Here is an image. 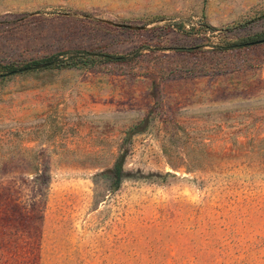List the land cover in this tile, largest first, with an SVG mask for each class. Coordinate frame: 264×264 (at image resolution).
Instances as JSON below:
<instances>
[{
	"label": "rangeland",
	"instance_id": "rangeland-1",
	"mask_svg": "<svg viewBox=\"0 0 264 264\" xmlns=\"http://www.w3.org/2000/svg\"><path fill=\"white\" fill-rule=\"evenodd\" d=\"M263 32L264 0H0V67L129 59L0 77V264H264V43L218 50Z\"/></svg>",
	"mask_w": 264,
	"mask_h": 264
},
{
	"label": "trees",
	"instance_id": "trees-1",
	"mask_svg": "<svg viewBox=\"0 0 264 264\" xmlns=\"http://www.w3.org/2000/svg\"><path fill=\"white\" fill-rule=\"evenodd\" d=\"M264 39V32L256 35H252L243 39L236 40L231 43H226L218 47L219 51H226L231 49H241L245 47H250L255 45L254 43ZM191 50V49H190ZM129 59L124 56H114L107 53H99L87 50H72L67 51L63 54L57 55L53 58L34 62L30 64L23 65L24 67L52 63V68L58 69H81V68H93L97 65L108 63V62H125ZM16 69L10 66L0 67V77H5L11 75ZM110 178L115 182L117 186L124 176L123 166L121 161H116L112 166L109 174Z\"/></svg>",
	"mask_w": 264,
	"mask_h": 264
},
{
	"label": "water",
	"instance_id": "water-1",
	"mask_svg": "<svg viewBox=\"0 0 264 264\" xmlns=\"http://www.w3.org/2000/svg\"><path fill=\"white\" fill-rule=\"evenodd\" d=\"M129 28H132V27H129ZM140 28H143V27H140ZM262 43H264V39H261V40L255 42L254 44H262ZM51 65H52V63H44V64H39V65L24 67V68H20V69L13 71L12 74L26 72L29 70H38L41 68H47V67H50Z\"/></svg>",
	"mask_w": 264,
	"mask_h": 264
}]
</instances>
